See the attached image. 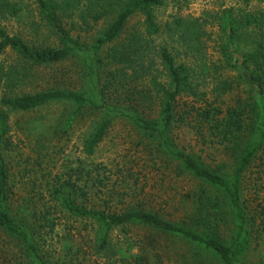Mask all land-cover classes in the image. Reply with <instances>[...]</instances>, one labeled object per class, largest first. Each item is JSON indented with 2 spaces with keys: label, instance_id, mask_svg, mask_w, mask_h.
<instances>
[{
  "label": "trees",
  "instance_id": "1",
  "mask_svg": "<svg viewBox=\"0 0 264 264\" xmlns=\"http://www.w3.org/2000/svg\"><path fill=\"white\" fill-rule=\"evenodd\" d=\"M215 1L162 28L165 0H0V57L16 59L0 64V264L261 256L264 0ZM12 20L54 43L10 34ZM233 81L244 97L228 104ZM117 127L129 147L105 156ZM186 136L222 159L209 164Z\"/></svg>",
  "mask_w": 264,
  "mask_h": 264
},
{
  "label": "rangeland",
  "instance_id": "2",
  "mask_svg": "<svg viewBox=\"0 0 264 264\" xmlns=\"http://www.w3.org/2000/svg\"><path fill=\"white\" fill-rule=\"evenodd\" d=\"M231 4L232 3L226 1V6H231ZM211 10H217V3L215 0H187V3L183 5L182 7H179L177 4H175L173 0H165V6L156 9L155 16H156L157 24L159 25V27L161 26L163 28V26L166 23H170L172 21L173 17L189 16V17L196 18V17H200L204 11H211ZM34 22L36 23L39 22V18L36 15L34 16ZM141 22L142 21L140 18L133 19L129 23V26L130 28L132 27V29L136 28L137 30L142 31ZM3 25L7 28V31L10 34L20 33L22 36H24L26 39H29V40H34L35 38H37L40 41L45 40L51 45L54 43L53 38L50 37L48 33L41 27L36 32V37H35L34 34H31V32L29 31L27 24L19 25V23H16L15 21L12 20V21H8L7 23L3 22ZM39 25H40V22H39ZM213 30H215V28H213ZM164 41H167L165 39V36H163V38L162 36L161 38H154V41L153 43H151V45L153 47L160 46V44H162ZM207 47H208V53H210L211 55L212 54L211 49L213 47L212 41H209L207 43ZM15 60L16 59L13 53L7 51L2 57H0V64L8 66L14 63ZM51 71H52L51 69H47L46 71L44 70L45 76L48 79V81H54V79L52 78L53 76H52ZM55 74L57 75V73ZM230 77H233V76H230ZM233 83H234V89L231 91V93L228 96L224 97L225 102L228 104H232L236 102L239 98L241 99L244 97V93L242 92V83L239 81H233ZM154 109L156 110V107H154ZM20 119L21 118H18V120ZM119 128L120 127H117V129H114L109 136V140L106 141L103 147V153L105 156L113 154V152H119L120 154H122L124 153L125 149H128L129 145L127 144V142H124V140H126L124 137V133ZM186 142H190L193 150L196 153H199L206 160V162H208L211 165L218 163L219 162L218 160L222 159L221 156L214 155L210 153L209 151L205 150V148L200 145L199 141L196 142V140L192 139L190 136L189 137L186 136L184 138V144ZM116 144H117V147L116 149H114L113 146ZM128 154L131 155V153H128ZM213 159H217V161ZM151 182L160 183L162 188H165V189L169 188L168 186L169 183H173L176 187L180 189H181V186H183L182 181H173L164 176H155L154 180ZM154 191L161 193V190H159L158 188ZM251 191L254 193L252 189ZM263 192H264V188L261 189L259 193L260 196L263 195ZM247 195L253 196L250 194V191H248ZM253 234H254V237H257L258 235V238H259L258 232H255ZM260 238H263L264 240V234H262ZM258 253H256L254 247H252V249H250V251L248 252V255H247V258L244 264H264V246L262 247L261 256Z\"/></svg>",
  "mask_w": 264,
  "mask_h": 264
}]
</instances>
